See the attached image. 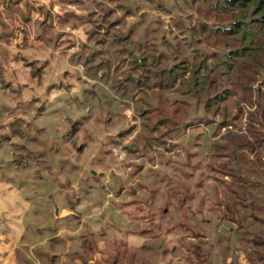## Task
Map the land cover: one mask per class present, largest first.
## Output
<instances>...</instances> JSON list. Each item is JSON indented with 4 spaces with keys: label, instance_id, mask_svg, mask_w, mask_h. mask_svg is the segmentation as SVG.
Segmentation results:
<instances>
[{
    "label": "clouds",
    "instance_id": "clouds-1",
    "mask_svg": "<svg viewBox=\"0 0 264 264\" xmlns=\"http://www.w3.org/2000/svg\"><path fill=\"white\" fill-rule=\"evenodd\" d=\"M34 7H50L54 16H63L68 11L77 16L88 15L84 8L73 4L63 7L52 0H38ZM161 18L169 19L163 15ZM0 19L11 31L12 21L3 3H0ZM44 19L39 12L31 13L33 26L27 35L28 47L23 46L25 35L21 32L8 42L0 40V51L6 50L10 57L4 66V79L11 81L16 70L17 83L26 86L16 99L0 97V103L14 110L11 114L4 112L0 118L3 126L0 136H10L12 130L8 126L16 120L32 124L34 129L42 130L39 140L44 147L37 146L36 150L52 149L55 155H50L56 162L51 172L39 166L22 172L15 166L6 169L14 158L13 150L7 146L0 149L3 162L0 163V264H18V249L26 259L36 261L35 250L46 245L47 240L33 237L28 226L48 227L53 220L47 218V212L56 213V209L54 219L60 221L58 236L78 238L85 233L93 234L95 251L87 264H104L110 256L111 264H119L117 245L124 250L125 259H139L141 264H201V249L210 254L214 264H233V255L223 256L215 246L213 228L218 214L210 210L217 199L213 189L221 200L227 195L239 201L236 188L228 186L234 183L242 188L246 186L247 193L238 210L247 215L252 211L254 198L261 195L259 189L264 187V177L256 172L264 168V163L258 160L255 148L249 150L248 144H241L244 152L240 156L221 154L218 146L233 136L242 140L250 138L249 115L258 110L255 90L260 88L261 81L253 85L252 101L243 100L234 93L231 84H225L221 96L228 102L216 101L223 104V109L211 115L207 100H215L212 82L205 83L187 67L172 76L176 64L166 70L172 76L169 83L161 80L149 89L137 79L136 88L144 91L129 97L126 90L122 91L129 77L121 73L127 69L113 66L106 75L99 64L93 72L89 68L92 61L73 63L80 45L89 42L91 25L73 28L67 24L60 28L58 23L54 24L57 31L68 33V39L76 44L75 47L61 45L54 51L51 47H41L43 42L36 40V22ZM134 22V17H127L123 30L127 32ZM20 23L17 20L16 26ZM224 30L231 31L229 27ZM17 54L32 58L28 67L23 61L11 62ZM33 61L40 62L35 76ZM164 72L161 70L159 75L164 76ZM113 78L119 83L113 84ZM16 86V83L12 85ZM154 91L164 94L154 95ZM85 96L99 99L86 103ZM202 96L206 97L204 103ZM34 97L47 101L44 114L38 119H33L36 111L25 114L18 108L19 104L31 103ZM35 107L40 108L41 104L36 103ZM229 108L239 120L236 127L225 122ZM31 135L36 136V131ZM10 143L23 141L12 137ZM210 148L214 149L213 156L207 158ZM62 161L66 162L65 167L70 166L67 176L60 170ZM245 166L251 173L250 179L243 174ZM181 199L186 202L177 212ZM78 213V224L76 219L65 223L66 218L77 217ZM207 220L211 223H206ZM253 221L255 214L248 215L247 222ZM197 222L199 228H195ZM185 225L192 226L197 233L205 231L210 235L202 244L199 236L193 235ZM236 227L232 222L229 227L221 226L219 231L233 236ZM80 243L79 239L69 240L67 250L73 249V245L78 249ZM235 256L237 264H248L244 251ZM60 264H81V260L70 261L67 255H61Z\"/></svg>",
    "mask_w": 264,
    "mask_h": 264
},
{
    "label": "rangeland",
    "instance_id": "rangeland-1",
    "mask_svg": "<svg viewBox=\"0 0 264 264\" xmlns=\"http://www.w3.org/2000/svg\"><path fill=\"white\" fill-rule=\"evenodd\" d=\"M27 1L33 4L38 2V0ZM219 2L222 3L223 0ZM52 3H60L63 7L73 4L88 11L86 17L80 16L78 19H70L77 16L75 13L65 12V19L66 21L69 19L72 21L68 24L73 28L81 24L91 25V30L88 32L89 42L80 45V51L73 57V63L92 61L89 68L94 72L99 64L104 68L106 75L113 66L118 69H127L121 73L129 77V82L124 85L122 91L126 90L129 97L137 91H144V88L139 90L136 88L137 79L144 83V87L151 89L153 85L161 80L169 83L172 76L182 73L187 67L193 70L197 76H201L205 83L208 80L212 82L211 92L215 95V100H207L209 114L211 115L223 109V104L218 105L216 101L228 102L225 97L221 96L225 84H231L234 93L241 95L243 100L252 101L255 94L253 85L258 80L261 81L260 88L255 90L258 94L254 102L257 104L258 110L256 113L249 115L250 138L242 140L239 136H233L232 139L219 145L218 151L221 154L229 153L230 156H240L244 152L241 149V144L245 143L250 146L249 150L256 149L258 160L264 163V24L259 16L255 14L254 5H245L237 11L232 1L228 11H223V9L213 11L212 9L216 8V3L212 6L206 4L204 0H52ZM4 4L6 5L7 2L4 1ZM108 4L115 5V7L109 8ZM117 12L123 15L116 16ZM153 13L157 15L154 16ZM161 15L168 16L169 19L165 21L161 18ZM129 16L134 17L135 22L125 32L123 26L127 23V17ZM58 17H55L56 22ZM74 20H76V23H73ZM236 20L244 22L242 26H245V28L250 27L249 31L259 34L244 41L241 39V32L229 38L220 33L218 23L229 22L231 24ZM117 25L121 27L117 28ZM24 28L26 29L25 25L20 23V32ZM10 39L12 38L6 37L4 41L8 42ZM69 42L72 47L76 46L71 40ZM51 43L53 42L47 45L46 42H43L41 47L45 49L51 47L55 51ZM77 43L79 42L77 41ZM259 45H261V48L258 51L257 47ZM56 48H59V46ZM6 52L4 50L0 51V97L16 99L20 96L22 88L26 86L17 83L16 70L12 72L13 79L11 81L4 79V66L10 62L9 53ZM31 60V57H22L19 54L11 58V62L23 61L25 67L29 66ZM182 61L184 63H181ZM39 63V61L32 62L33 76L36 74ZM173 64H176L177 67L172 70V76H169L166 70ZM161 70H165L164 76L159 75ZM14 83L17 85L15 88L12 87ZM117 83L119 81L113 78V84ZM153 94L164 93L154 91ZM94 99L98 100L99 97L85 96L86 103H92ZM205 101L206 97L202 96L201 102L204 103ZM36 103H40L41 107L36 108ZM46 103V100H38L34 97L31 103L27 105L19 104L18 108H21L25 114L29 111H36L37 115L33 119H38L44 114ZM11 111L14 110H9L5 104L0 103V118H3L4 112L11 114ZM224 119L227 124H231L233 127H236L239 123V120L232 116L230 108ZM2 127L0 125V128ZM8 127L12 130L11 135L0 136V149H6L7 146L13 150L14 158L6 165V169H12L15 166L18 171L22 172L33 166H39L41 169L46 168L51 172V169L56 166V162L52 160V155H55V153H52V149L49 148H46L44 152L36 150L37 146L44 147L43 142L39 140L42 130L34 129L32 124H25L22 120H16ZM33 130L36 131V136L31 135ZM12 137L19 138L23 143L11 144ZM30 145L32 147H29ZM73 146H75L74 142ZM213 152L214 149L210 148L209 157L207 158H212ZM5 154H7V151H5ZM244 159L246 160V156ZM0 163L3 162L0 161ZM65 163L63 161L59 162V166L60 170L67 176L70 172V166L65 167ZM217 167L223 169L224 166L217 165ZM256 172L264 177V168H258ZM235 174H240V172ZM243 174L246 179H250L251 173H249L247 166L243 168ZM228 187L236 188L241 199L237 201L226 195L221 200L218 191L213 189L217 194V199L211 211L218 214V221L213 228L216 237L215 246L220 248L221 255H233V264H237L235 253L239 251L245 252L248 262L252 258L256 262L255 264H264V187L259 189L261 195L254 198L252 211L247 215H242L238 210L239 204L243 203V197L247 193V187L242 188L235 183ZM185 202L183 199L178 201L177 212L183 208ZM202 210V208L199 209L201 212ZM188 211H191L190 207ZM55 214L47 212V218L53 220V223L48 227L43 229L35 227L48 234H50V227L55 230L49 237L47 235L39 238L46 239L47 243L51 242V245L47 247L44 245L37 248L36 251H49L55 252V254H60L61 251H63V254L69 253L71 250H67V242L79 239L57 235L60 221L54 219ZM253 214H255V221L248 223V215ZM79 215L78 213L77 217L66 218L65 223H71L73 219H76L78 224ZM232 215L233 218L230 219ZM161 219L163 220V216H161ZM233 219L234 221H232ZM205 222L211 223L210 220ZM232 222H235L237 227L233 229L235 231L233 236L227 237L219 229L221 226L229 227ZM198 226L199 222H197L195 228H198ZM30 227L32 225L28 226V228ZM185 227L193 235H197L192 226L185 225ZM199 234L202 244L210 235L209 232L205 231H201ZM54 237L61 239L63 243L51 241ZM84 238L82 237L79 240L82 241ZM235 245H239V247L237 248ZM81 246L80 244L79 249ZM17 251L20 252L22 258L26 259L21 250L18 249ZM24 251L27 250L24 249ZM74 251H77V248ZM209 255L201 249V264H214V261L209 259ZM35 257L36 261L42 264V260L37 256ZM26 260L28 264H36L34 260ZM135 262L139 263L141 261L137 259ZM56 264H60L59 257L56 258Z\"/></svg>",
    "mask_w": 264,
    "mask_h": 264
},
{
    "label": "crops",
    "instance_id": "crops-1",
    "mask_svg": "<svg viewBox=\"0 0 264 264\" xmlns=\"http://www.w3.org/2000/svg\"><path fill=\"white\" fill-rule=\"evenodd\" d=\"M4 1L7 2L6 5L4 4ZM0 3L4 4L5 11L8 13L9 18L12 21L11 31H8L9 25L4 24L3 20L0 19V28L5 29V31L0 32V40H5L6 37H11L12 39L16 38V33L21 31V29H19V27L16 26V22H17V20H19L26 27V29L25 28L22 29V32H21L25 35V43L23 46L28 47L29 45L27 44V35L29 34V31L31 30V28L33 26L31 23V13L33 11H36L45 17L43 22H36L38 24L36 40L46 42L47 45H48V43L50 44V42H53L51 44L53 45L54 49H57L56 47L57 46L60 47L61 45L71 46V43L69 42L70 40L68 39L69 34L64 33L62 31H57L56 28L54 27V24L58 23L59 27L62 28V26H64L66 23L68 24V22H72L70 19H78L80 16L71 17L68 21H66V19H65L66 14H64L63 16H59L57 18V22H56V20H55L56 16H54L51 13L50 7H42V9L39 10V8L34 7L33 3H30L27 0H0ZM21 4H23V8L20 7ZM74 22L76 23V20H74L73 23ZM43 30H44V32H43ZM57 41H58V43H57ZM17 47H20V45H17ZM65 50H67V49L65 48ZM4 51H6V50H4ZM6 53H8V52H6ZM56 213H58V209L56 210ZM49 231H50V234H48L46 232H41L40 230L36 229L33 226L28 228V232L33 237H37V238H41L42 236H47V235H48L47 237H49L50 235L53 234V232L55 230H52V227H50ZM82 237H87V235L82 234L78 238L80 239ZM90 237H91V240L95 243V240L93 239V234ZM68 238H71V237H68ZM85 239L86 238H84L81 241V243H80L81 245L83 244V242H85ZM51 241L63 243L61 239L56 238V237H54ZM48 245H51V242L47 243L45 245V247H47ZM75 248H76L75 245H73V249H71V251L69 253H64V254L62 253L63 251H61L60 254H55V252H49V251L48 252H46V251L41 252V251L35 250V256H37L38 258H40L42 260V264H56V258L59 257V260H60L61 255H67L68 259L70 261H72L74 259H80L77 251H74ZM93 249L95 251V247H93ZM78 250H79V248H78ZM88 257H87V260L84 257L82 258L83 260L80 259L81 264H85V263L87 264V261L89 259ZM49 258H51V259H49ZM17 262H18V264H28L27 260L21 257L19 251H17ZM104 263H106V261H104Z\"/></svg>",
    "mask_w": 264,
    "mask_h": 264
},
{
    "label": "trees",
    "instance_id": "trees-1",
    "mask_svg": "<svg viewBox=\"0 0 264 264\" xmlns=\"http://www.w3.org/2000/svg\"><path fill=\"white\" fill-rule=\"evenodd\" d=\"M206 4L208 5H215L216 3V8L212 9V7H210L213 11L214 10H222L223 11H228L229 10V6L230 3L233 1V6L236 7L237 11L241 9V7H244L245 5H249L252 4L255 6V14H257L259 16V19L261 20V22L264 24V0H223V2H219L220 0H204ZM224 24L218 23V28L220 29V33L223 34L226 38H229L233 35L238 34L239 32H241V39H243L244 41L247 39H251L252 36L255 35V37L257 36V34L259 33H255L253 31H249L250 27H246L242 26L244 24V22H242L241 20H236L233 23H229V22H222ZM242 26V28H241ZM225 27H229L231 29V31H225ZM246 29H248L246 31ZM261 48V45H259L257 47L258 51ZM226 63V62H225ZM246 66V65H245ZM251 97V95H250ZM250 99V98H249ZM211 210V209H210ZM233 218V215L230 219ZM227 220H229L227 218ZM234 221V219L232 220ZM199 228V226H198ZM233 233L235 232L234 230H232ZM222 233V232H221ZM225 233V232H224ZM87 235V237H85V242H83L82 246L80 247V249H77V253L78 256L81 260H83L82 258L84 257L87 260L88 256H91V253L94 252L93 247H95V243L91 240V233H85ZM197 235H200L199 233L196 232ZM225 235L228 237L229 235L227 233H225ZM115 252L119 255L120 260H119V264H141V262L136 263L135 261H130L128 259H125V253L124 250L122 248L119 247V245L116 246L115 248ZM113 257L110 256L108 260H106V263L104 264H111ZM251 259H249L248 264H255L256 262ZM84 262V261H83ZM85 263V262H84ZM86 264V263H85Z\"/></svg>",
    "mask_w": 264,
    "mask_h": 264
}]
</instances>
